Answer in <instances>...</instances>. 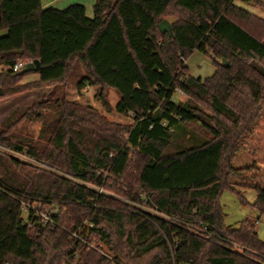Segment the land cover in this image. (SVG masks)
Here are the masks:
<instances>
[{
  "label": "trees",
  "instance_id": "obj_1",
  "mask_svg": "<svg viewBox=\"0 0 264 264\" xmlns=\"http://www.w3.org/2000/svg\"><path fill=\"white\" fill-rule=\"evenodd\" d=\"M93 7L91 18L81 3L58 9L43 8L42 0H0V31L7 30L0 61H41L39 71L0 74V99L65 85L82 62L86 75L77 86H98L95 98L108 112L114 89L115 111L134 112L133 122L45 95L19 119L42 123L38 140L14 145L166 217L127 212L85 183L0 154V264H112L69 239L85 218L91 227L81 238L104 240L116 264H264L260 217L226 225L220 204L230 188L264 213V18L235 0H96ZM174 14L172 33L162 32L161 20ZM195 50L217 68L205 79L186 64ZM33 73L40 79L19 83ZM177 91L188 101L175 100ZM16 124L0 130L1 141ZM238 188L254 190L256 200ZM23 197L55 207L56 225L32 214L28 221Z\"/></svg>",
  "mask_w": 264,
  "mask_h": 264
},
{
  "label": "rangeland",
  "instance_id": "obj_2",
  "mask_svg": "<svg viewBox=\"0 0 264 264\" xmlns=\"http://www.w3.org/2000/svg\"><path fill=\"white\" fill-rule=\"evenodd\" d=\"M259 1L263 2L264 4V0H259ZM235 3L236 4L238 3L239 5L243 6L248 11H250L251 13H254L258 17L264 18V6H262L261 4H258V2H256L255 0L249 3H245L243 0H235ZM177 18L178 16L174 14V15H168L164 19H167L170 22H174V20H176ZM258 28L260 31V27ZM193 52L194 53L191 55V57L187 61V66L188 68H190L191 74L197 77L201 76V78H204V79L207 78V76L212 75L216 71L215 69H217L213 64L212 57L208 55L206 56L204 53L196 51V50ZM80 66L83 68L82 62L77 64L76 67L72 70V72L69 75L68 82L65 85H55L50 88H47V87L34 88V89L18 92V94H13V95L2 97V99H0V130L3 127L6 128L9 124H12L14 122H16L17 124L12 127V129L7 135H5V137H7L6 141L0 140V143H2L3 145L5 144L9 146L12 149L14 148L17 150L14 144H19L20 142L25 145H30L31 143H35V141L38 140L42 123L39 120H29L27 118L21 119V120L19 119H20V116L24 114V112H26L27 109H29V107L34 105V102L36 100H38L39 98H43L45 95H49L51 99L64 96L66 97L67 100L77 105L84 106V107H91L95 109L100 114L105 116L109 121H112V122L115 121V122H120L123 124H130L131 122H133L132 115L119 114L118 112L115 111L114 107L118 103L119 96L114 89L110 90L108 93V100L112 105V111L108 112L107 109L103 107L102 103L96 100L95 98V94L99 87H97L95 90H93V92H91L85 89L82 90V88L80 89L77 86V83L80 80V71H79ZM34 81H37V80H34V79L32 80L29 77L27 78V76H25L19 83L29 84V83H33ZM174 99L178 101H183V102L188 101L187 97L182 92H176ZM45 111H47V109H45ZM193 126L196 128V130L199 133L203 134V131H201V128L197 124H193ZM189 131H192V130L189 129ZM185 140L187 142V139ZM20 151L28 152V148L25 147L21 149ZM28 153L31 154L30 152ZM0 154L3 156L5 155L6 157H9V158H14L13 156L7 153H0ZM53 167L60 174H63V173L66 174L65 172H67L59 167H55V166ZM34 168L35 169L37 168L49 174L51 173L55 174L56 172V171H52V172L45 171L39 167H34ZM1 175H3L2 169H0V176ZM101 187H103L102 192L104 195L115 199V202L121 205V207H124V210H126L127 212H130V213L150 212L152 214L160 215L152 204H149V203L147 204L146 202L142 200L130 198L124 195L123 193L118 192L117 190H113L112 188L108 186H101ZM238 190L240 191V193H242V195L246 197L249 203H253L257 198V192H255L252 189L238 188ZM143 196L144 198H146L145 195ZM220 204L225 214L224 222L226 225L238 224L241 221H243V219H245L246 217H252V218L260 217L257 222L256 229L258 232L259 239L264 241V213L260 214V211L253 208L250 204L242 202L239 194L230 188H227L226 190L223 191V194L220 198ZM90 227H91V224H90L89 218H85L82 226H80L77 230L78 236L77 237L74 236L73 231H72V234L70 235L69 239H72V238L80 239L83 243L85 244L87 243L89 245V249H94L100 255L102 254L106 255L112 261V264H116L114 260V254L112 251H110L109 244H107L104 240H100L99 237L94 236L88 240L89 242H85V239L81 238V235H79L80 234L79 231L80 232L89 231ZM72 228L73 226L72 227L69 226L68 228L69 234Z\"/></svg>",
  "mask_w": 264,
  "mask_h": 264
},
{
  "label": "built area",
  "instance_id": "obj_3",
  "mask_svg": "<svg viewBox=\"0 0 264 264\" xmlns=\"http://www.w3.org/2000/svg\"><path fill=\"white\" fill-rule=\"evenodd\" d=\"M33 60H25L23 58H18L16 64L12 67H10L6 62L4 61H0V74L7 72L9 69H11L13 72L17 73L20 72L27 63L32 62ZM177 92H181V91H177ZM130 115H134V112L130 111L129 112ZM128 114V115H129ZM0 153H7L10 154L11 156H13L14 158L18 159L19 161H23L33 167H39L45 171H56L55 174L61 175L63 177L66 178H71L74 179L77 182H80L78 180H76L75 178H73L71 175H67V174H60L58 173V171L52 166L46 164L45 162L41 161L40 159H38L37 157L35 158L34 156H32L31 154H29L28 152H23V151H18L16 149H12L7 145H3L2 143H0ZM82 184H84L83 182H80ZM86 185H88L90 188L95 189L99 194L103 193V187H96L94 188L92 185L85 183ZM0 189L4 190L3 185L0 184ZM21 205H22V214L26 217V219L29 221V214L34 215L35 217L39 218L40 222L43 225H51V226H55L56 225V220H55V213L57 212V209L55 207L53 208H43L42 202H40L39 200L35 201L32 199H29L28 197H23L21 198ZM156 211H158V209L156 208ZM158 213L161 217H166V214L158 211ZM156 215V214H155ZM73 235L74 236H78V231L75 230L73 231ZM211 236V235H210ZM236 248L238 249H242L239 245H235ZM263 256L264 259V252L261 254Z\"/></svg>",
  "mask_w": 264,
  "mask_h": 264
},
{
  "label": "crops",
  "instance_id": "obj_4",
  "mask_svg": "<svg viewBox=\"0 0 264 264\" xmlns=\"http://www.w3.org/2000/svg\"><path fill=\"white\" fill-rule=\"evenodd\" d=\"M95 1L96 0H42V7L47 8L49 6H53V7L58 8V9H63V8H65L71 4L81 3L86 8L87 16L92 18L94 15V7L93 6H94ZM6 33H7V30H1L0 36L5 35ZM186 64H187V62H186ZM82 66H83V64H82ZM79 69H80L79 71H80V80H81V78L86 75V71L84 69V66H83V68L80 66ZM28 77L32 80L33 79L38 80V79H40V74L39 73H33L31 75H28L27 78ZM199 77H201V76H199ZM97 87L98 86L86 85V86H84V88H82V90L85 89L87 91L93 92V90H95Z\"/></svg>",
  "mask_w": 264,
  "mask_h": 264
},
{
  "label": "water",
  "instance_id": "obj_5",
  "mask_svg": "<svg viewBox=\"0 0 264 264\" xmlns=\"http://www.w3.org/2000/svg\"><path fill=\"white\" fill-rule=\"evenodd\" d=\"M160 29L162 32L172 33L171 22L167 19H162L160 22ZM224 63L227 64V61L224 59ZM41 69V61L39 59H33L32 62H29L25 65V67L21 70L26 73L29 71H39Z\"/></svg>",
  "mask_w": 264,
  "mask_h": 264
}]
</instances>
